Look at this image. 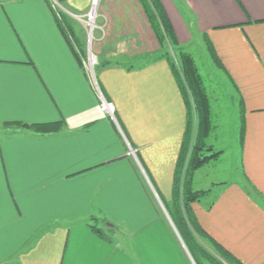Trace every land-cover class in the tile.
Wrapping results in <instances>:
<instances>
[{
  "label": "crops",
  "instance_id": "obj_1",
  "mask_svg": "<svg viewBox=\"0 0 264 264\" xmlns=\"http://www.w3.org/2000/svg\"><path fill=\"white\" fill-rule=\"evenodd\" d=\"M158 2L177 46L207 39L213 48L230 87L222 115L235 118L240 138L243 178L212 182L210 163L197 170L193 190L213 199L193 213L239 264H264V0ZM91 3L0 0V264H213L191 256L165 207L188 108L163 47L139 0H101L92 51L112 120L74 17ZM17 123L61 125L49 134L3 128Z\"/></svg>",
  "mask_w": 264,
  "mask_h": 264
},
{
  "label": "trees",
  "instance_id": "obj_2",
  "mask_svg": "<svg viewBox=\"0 0 264 264\" xmlns=\"http://www.w3.org/2000/svg\"><path fill=\"white\" fill-rule=\"evenodd\" d=\"M139 1L160 45L164 47V39L166 38L176 44L170 24L158 0ZM209 46L215 60L218 62L213 48L211 45ZM162 59L170 63L188 108L187 130L177 163L173 189V207L178 212L172 213L167 205H164L192 257H198L203 252L202 246L196 239L199 236L206 239L213 248L222 253L228 264H239L238 261L233 259L229 253L206 234L199 225L191 207L192 204L201 200V196L206 194V192L193 190L192 178L194 173L212 161L218 160L223 153V151H215L207 143L209 136L214 130L210 96L205 89L198 67L191 54L181 49L177 61L165 54ZM59 125L61 123L34 125L17 123L10 126L22 127L38 134H49L55 132L56 127ZM242 134H244V128ZM91 228L99 237L107 239L103 230L98 229L95 224L91 225Z\"/></svg>",
  "mask_w": 264,
  "mask_h": 264
},
{
  "label": "rangeland",
  "instance_id": "obj_3",
  "mask_svg": "<svg viewBox=\"0 0 264 264\" xmlns=\"http://www.w3.org/2000/svg\"><path fill=\"white\" fill-rule=\"evenodd\" d=\"M100 8H101V1H100L99 9ZM58 13H59L58 15L64 14L62 10L59 9H58ZM98 15H99V11H98ZM181 49L184 52L191 54V56L193 57L198 67L199 74L203 80L205 89L211 99V107H212V111H214L213 124H214V129L217 131V132L214 131L215 133L213 135V139L215 140L214 143L215 148L213 149L219 152L222 151L223 148H225L223 149L225 151L221 154L218 160L212 161L208 166V168L204 170L206 176L210 177L212 182H215V180L216 181L223 180L224 182L238 181L241 178H243V173L241 169L240 138L239 137L237 138V135H236V139L235 137H233V121H235V118L232 117L230 118L222 115L224 114L222 108L223 106H225L224 103L225 98H226V102H229V98H227L226 96H228L229 94L230 87L229 85L225 84V82L223 81L225 77L217 68L218 62L215 60L211 52L209 42L207 39L194 40L189 46L185 48H181L177 46L167 38L164 39L163 54L167 55L174 61L178 60ZM149 60L151 59L146 57L137 59V61L134 62L133 65L134 64L140 65L142 63L148 62ZM236 121H237L236 125L241 126L242 119H240V117L237 116ZM3 128L4 129L11 128L13 130L16 129L27 130L25 128L22 127L18 128L16 126H10L8 128L3 127ZM208 195L210 196V192H206V194L201 196V200L199 202L203 201L204 199L205 200L208 199L207 197ZM212 199L213 198L210 197L208 201H212ZM167 207L170 210V212L173 211L174 208L173 206L170 207L167 205ZM94 223H100L99 224L100 227L103 226V223L98 222L97 219H94ZM196 239L203 248L202 249L203 252H201V254L198 257H208L213 264L214 261L216 260L215 257H218L227 263V261L223 258L225 256L222 253L218 252L215 248H213V246H211V244L206 239L201 238L199 236H197Z\"/></svg>",
  "mask_w": 264,
  "mask_h": 264
},
{
  "label": "built area",
  "instance_id": "obj_4",
  "mask_svg": "<svg viewBox=\"0 0 264 264\" xmlns=\"http://www.w3.org/2000/svg\"><path fill=\"white\" fill-rule=\"evenodd\" d=\"M101 0H92L90 11L85 16H74L77 21H79L86 29L87 32V42H88V50H87V57L83 60V65L87 70L92 85L97 92V95L100 100V108L101 110L106 113L112 120L115 121V112L116 107L114 103L108 101L104 94L102 93L99 84L97 82L96 77V66H97V58L92 51V44L94 41V32L98 29L97 25V18H98V11L100 6ZM53 8L58 12L59 5L57 2H53ZM60 16V15H59ZM135 154L134 151L131 152Z\"/></svg>",
  "mask_w": 264,
  "mask_h": 264
},
{
  "label": "bare ground",
  "instance_id": "obj_5",
  "mask_svg": "<svg viewBox=\"0 0 264 264\" xmlns=\"http://www.w3.org/2000/svg\"><path fill=\"white\" fill-rule=\"evenodd\" d=\"M98 1V0H97Z\"/></svg>",
  "mask_w": 264,
  "mask_h": 264
}]
</instances>
